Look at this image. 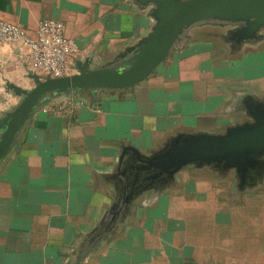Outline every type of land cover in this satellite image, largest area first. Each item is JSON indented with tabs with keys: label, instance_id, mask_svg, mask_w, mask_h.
Wrapping results in <instances>:
<instances>
[{
	"label": "crops",
	"instance_id": "obj_1",
	"mask_svg": "<svg viewBox=\"0 0 264 264\" xmlns=\"http://www.w3.org/2000/svg\"><path fill=\"white\" fill-rule=\"evenodd\" d=\"M0 20L31 35L61 22L76 72L119 65L154 25L133 0H0ZM234 30L194 26L130 89L44 100L0 164V264H264V193L239 191L233 172L188 167L112 213L124 150L149 156L180 134H222L249 121L248 98L264 103V30L245 43ZM28 58L0 43V118L20 102L10 86L34 87Z\"/></svg>",
	"mask_w": 264,
	"mask_h": 264
},
{
	"label": "water",
	"instance_id": "obj_2",
	"mask_svg": "<svg viewBox=\"0 0 264 264\" xmlns=\"http://www.w3.org/2000/svg\"><path fill=\"white\" fill-rule=\"evenodd\" d=\"M133 1L142 10H149L154 25L119 65L91 69L86 62L77 65L76 74L62 78L42 79L34 74L31 77L34 87L30 90L10 86L20 102L0 118V164L47 98L130 89L155 74L185 34L203 23L234 27L230 39L237 43L257 41L264 30V0ZM245 107L249 121L230 126L222 134H180L149 156L133 149L124 150V156L130 151L132 157L120 172L125 182L112 208L114 218L122 207L130 205L144 192L169 187L176 175L188 167L208 168L218 174L233 172L241 192L263 185L264 103L248 98Z\"/></svg>",
	"mask_w": 264,
	"mask_h": 264
},
{
	"label": "built area",
	"instance_id": "obj_3",
	"mask_svg": "<svg viewBox=\"0 0 264 264\" xmlns=\"http://www.w3.org/2000/svg\"><path fill=\"white\" fill-rule=\"evenodd\" d=\"M0 43L27 48L30 68L42 79L70 76L69 60L76 46L61 22L43 21L31 35L21 26L0 20Z\"/></svg>",
	"mask_w": 264,
	"mask_h": 264
},
{
	"label": "rangeland",
	"instance_id": "obj_4",
	"mask_svg": "<svg viewBox=\"0 0 264 264\" xmlns=\"http://www.w3.org/2000/svg\"><path fill=\"white\" fill-rule=\"evenodd\" d=\"M72 70V69H71ZM76 74V71H70L68 75H73ZM249 193H258V194H263L264 193V184L258 187H255L251 191H248Z\"/></svg>",
	"mask_w": 264,
	"mask_h": 264
},
{
	"label": "trees",
	"instance_id": "obj_5",
	"mask_svg": "<svg viewBox=\"0 0 264 264\" xmlns=\"http://www.w3.org/2000/svg\"><path fill=\"white\" fill-rule=\"evenodd\" d=\"M47 99H49V98H47ZM47 99H46V100H47Z\"/></svg>",
	"mask_w": 264,
	"mask_h": 264
}]
</instances>
